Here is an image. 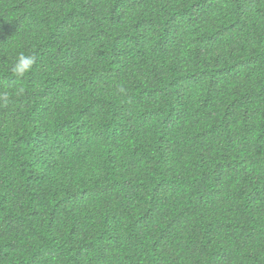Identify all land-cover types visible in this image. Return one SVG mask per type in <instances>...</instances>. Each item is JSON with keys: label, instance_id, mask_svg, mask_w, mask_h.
I'll return each mask as SVG.
<instances>
[{"label": "trees", "instance_id": "1", "mask_svg": "<svg viewBox=\"0 0 264 264\" xmlns=\"http://www.w3.org/2000/svg\"><path fill=\"white\" fill-rule=\"evenodd\" d=\"M4 92L0 264H264V0H0Z\"/></svg>", "mask_w": 264, "mask_h": 264}, {"label": "clouds", "instance_id": "2", "mask_svg": "<svg viewBox=\"0 0 264 264\" xmlns=\"http://www.w3.org/2000/svg\"><path fill=\"white\" fill-rule=\"evenodd\" d=\"M36 60L37 57L35 54H26L24 52H20L15 58V62L11 67V71L17 79L23 78L26 74L31 72ZM119 90L121 92L125 91L123 87H121ZM20 91H22V89ZM0 102L4 104L10 102V96L8 92L0 94Z\"/></svg>", "mask_w": 264, "mask_h": 264}]
</instances>
